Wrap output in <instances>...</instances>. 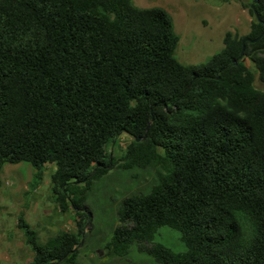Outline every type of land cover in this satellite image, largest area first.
I'll return each instance as SVG.
<instances>
[{"label":"trees","instance_id":"16d2710c","mask_svg":"<svg viewBox=\"0 0 264 264\" xmlns=\"http://www.w3.org/2000/svg\"><path fill=\"white\" fill-rule=\"evenodd\" d=\"M249 9L246 35L228 31L208 61L185 64L162 7L0 0V171L27 162L36 187L54 165L56 202L77 217L46 242L19 217L28 264H78L88 193L115 167L157 177L119 204L110 253L142 243L157 264H264V0ZM123 134L115 157L108 145ZM163 226L186 250L155 242Z\"/></svg>","mask_w":264,"mask_h":264},{"label":"rangeland","instance_id":"374dc122","mask_svg":"<svg viewBox=\"0 0 264 264\" xmlns=\"http://www.w3.org/2000/svg\"><path fill=\"white\" fill-rule=\"evenodd\" d=\"M252 3L253 0H134L138 7H162L172 16L180 35L175 55L185 64L208 61L224 48L228 31L246 35L255 20L249 9ZM255 85L264 89L258 74ZM128 141L123 134L108 145V151L120 157ZM54 169V165L47 164L36 187L31 185L36 169L27 162L6 164L0 171V264H28L34 256L25 230L18 225L19 217L37 231L41 242L61 231L77 230L75 213L61 211L56 202L51 180ZM156 177L151 167H115L93 183L87 198L91 223L79 245L78 264H157L142 243H134L125 256L112 254L107 248L120 224L117 210L121 201L134 193L148 192ZM155 242L176 251L186 250L180 231L169 226L158 230Z\"/></svg>","mask_w":264,"mask_h":264},{"label":"water","instance_id":"95a60500","mask_svg":"<svg viewBox=\"0 0 264 264\" xmlns=\"http://www.w3.org/2000/svg\"><path fill=\"white\" fill-rule=\"evenodd\" d=\"M254 1H255V2H254V4H252V7H254L255 3L258 2V0H254ZM248 39H249V38H245V39H244V41H243V45H245V42H246ZM244 47H245V46H243V51H242V54H241V55H243ZM140 139H141V138H138V140H140Z\"/></svg>","mask_w":264,"mask_h":264}]
</instances>
